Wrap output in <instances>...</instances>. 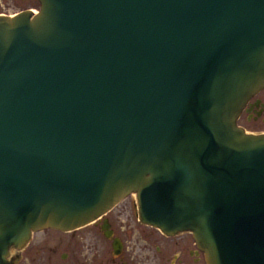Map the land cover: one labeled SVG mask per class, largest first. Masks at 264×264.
<instances>
[{
    "label": "water",
    "instance_id": "obj_1",
    "mask_svg": "<svg viewBox=\"0 0 264 264\" xmlns=\"http://www.w3.org/2000/svg\"><path fill=\"white\" fill-rule=\"evenodd\" d=\"M264 0H0V264L128 195L205 264H264Z\"/></svg>",
    "mask_w": 264,
    "mask_h": 264
},
{
    "label": "flooded vegetation",
    "instance_id": "obj_2",
    "mask_svg": "<svg viewBox=\"0 0 264 264\" xmlns=\"http://www.w3.org/2000/svg\"><path fill=\"white\" fill-rule=\"evenodd\" d=\"M242 113L247 119L264 121V88L247 101ZM131 196L129 209L117 206L126 204L124 198L82 227L32 232L8 257L12 255V264H205L189 233L168 235L142 223Z\"/></svg>",
    "mask_w": 264,
    "mask_h": 264
},
{
    "label": "rangeland",
    "instance_id": "obj_3",
    "mask_svg": "<svg viewBox=\"0 0 264 264\" xmlns=\"http://www.w3.org/2000/svg\"><path fill=\"white\" fill-rule=\"evenodd\" d=\"M237 123L239 125H241L246 132H252V133H261L264 132V121H261L260 118L258 119H247L245 118L244 113L241 114V116L239 117V119L237 120ZM131 195H128L124 201H126V204H122L120 206V204H118L117 206H119L118 208H124V209H129V200L131 199ZM135 200V199H134ZM116 206V207H117ZM184 235V234H183Z\"/></svg>",
    "mask_w": 264,
    "mask_h": 264
},
{
    "label": "bare ground",
    "instance_id": "obj_4",
    "mask_svg": "<svg viewBox=\"0 0 264 264\" xmlns=\"http://www.w3.org/2000/svg\"><path fill=\"white\" fill-rule=\"evenodd\" d=\"M134 197H135V195L134 194H132Z\"/></svg>",
    "mask_w": 264,
    "mask_h": 264
}]
</instances>
